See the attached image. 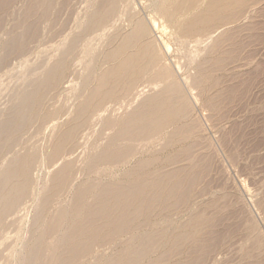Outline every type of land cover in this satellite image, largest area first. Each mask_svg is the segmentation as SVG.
<instances>
[{"label":"rangeland","instance_id":"374dc122","mask_svg":"<svg viewBox=\"0 0 264 264\" xmlns=\"http://www.w3.org/2000/svg\"><path fill=\"white\" fill-rule=\"evenodd\" d=\"M208 1L199 0L190 9L184 8V0H127L128 9L121 8L118 18L89 32L93 14L106 0H0V126L17 96L41 81L64 52L71 51L67 60L72 62L49 87L35 117L18 135L17 147L7 152L8 159L27 149L37 154L23 235L16 241L14 258L9 255L10 264H16V253L31 234L48 244L32 247L38 254L51 250L60 240L54 264H111L112 256L136 249L148 237L155 239L154 246L144 251L139 264H264V0H242L237 10L217 17L219 22L210 29L187 34L186 25L206 9ZM131 14L147 23L156 40L159 65L176 80L188 106L150 143L136 142L134 154L114 164H99L90 172L100 153L112 149L116 134L130 138L125 132L131 124L123 121L138 102L127 110L130 100L119 95L109 101L108 111L81 129L75 143L63 144L60 156L51 161L57 127L73 116L89 89L95 87L97 76L113 63L104 59L112 48L105 44L106 39L130 32ZM219 26L222 28L209 39V33ZM85 49L92 53L77 65L75 60ZM126 49L132 52L135 48L129 45ZM90 62L93 71L86 80L85 65ZM63 106L67 110L57 122L45 120L46 112ZM66 163H73L74 179L46 203L41 228L31 233L36 206L45 192L47 197L54 193L52 178ZM144 178L149 185L159 183L148 186L145 195L173 194L131 222L130 192H137L131 182ZM93 182L119 194L117 199L107 197L113 210L95 222L90 219V204L97 191L89 190L88 207L79 218L74 214L79 205L77 186ZM62 207L63 216L49 225L52 214ZM107 223L122 229L94 239ZM192 223L200 224L194 237L190 235ZM179 234L180 238L175 237Z\"/></svg>","mask_w":264,"mask_h":264},{"label":"bare ground","instance_id":"6f19581e","mask_svg":"<svg viewBox=\"0 0 264 264\" xmlns=\"http://www.w3.org/2000/svg\"><path fill=\"white\" fill-rule=\"evenodd\" d=\"M198 1L199 0H184L183 6L184 8H195ZM241 3L242 0H209L206 9L188 22L185 32L187 34H192V32L195 31H204L206 27H213L214 24L219 22L217 17H223L222 15L227 11L237 10V7H239ZM128 5L129 3H127V0H106V5L93 14L88 31L95 32L98 31V29L106 27V25L112 22L116 17H119L120 9L124 8L126 10L128 9ZM132 21L133 29L130 32L123 35L114 33L106 39L105 44L112 45V48L104 54V59L107 60V62L111 61L113 63L102 70L99 76H97L96 81L94 79L96 82L95 87L89 89L87 97L81 105L75 108L73 116L64 126L57 127L56 133L52 139V151L49 155L51 161L60 156L63 144L67 142L75 143L76 137L81 129L89 125L95 117H101L103 115L102 113L108 111L109 101L119 95L122 96V98L130 100V104L127 103V110L131 103L135 104L138 102L137 105L132 108L130 115L123 121L126 124H131L126 132L123 131L126 135L128 134L130 138L126 139L123 138L120 133L116 134L112 138V149L100 153L97 161L91 164L90 172H95L99 164H114L134 154L137 151L135 146L136 142H142L144 144L150 143L157 134L183 115L188 106L187 99L182 95L180 86H176V80L171 75L167 74L165 68L160 67L159 56L156 51V40L151 36L147 23L136 14L132 15ZM220 28H222V26L217 27L209 33L208 38L210 39ZM75 44L76 39L72 41L71 45L74 46ZM129 45L135 48L134 51H127L126 47ZM167 48L168 47H165L166 50ZM70 52L69 50L64 52L63 57L52 69L45 73L41 81L35 83L31 88L28 86L29 89H26L23 94L17 96L16 104L12 108L11 113L0 126V159L4 158L0 168V264H10L9 255L14 253V247L20 234L23 235L22 232L24 230L23 226L26 216L25 211L29 200L28 198L31 196L32 191L31 185L33 179L31 171L37 159V154L33 149L29 151L27 149V151L21 155L15 154L9 157V159L7 152L16 146L18 135L35 117L36 111L42 104L43 97L48 92L49 87H51L54 82L61 79L65 70L68 71L69 66L72 64L71 61L67 60V56ZM90 53H92V50L85 49L82 55L76 58V64L80 65L82 63V58L88 56ZM85 68L86 71L84 72V76L87 80L93 71L91 62L87 63ZM149 72L153 73L151 78L147 77ZM148 80L150 82H147ZM193 84L195 85L196 82L194 81ZM66 110L67 106L59 107L55 110L46 112L44 118L48 120V122H54L59 119ZM121 138H123V142L120 141ZM121 150H125L124 155L118 154ZM140 165L144 166L145 163L143 162L139 164V166ZM73 169V163H66L54 174L52 178L54 193L48 195V197L47 192L42 195L43 198L41 197L42 199H40L37 204L30 220L29 226L31 233L36 227L41 228L40 224L43 221L41 220V215L46 203L51 199H55L67 186H69L72 179H74ZM157 184L149 185V182L148 184L146 183L145 178L131 182V186H134L133 188H136L137 191L135 192L133 190L130 192L132 196V202L130 204L131 222L144 214L145 209L148 210L154 204L160 205L159 201L164 199L163 197L169 198L173 194V192H155L152 195H145L148 186H155ZM89 190L99 193L97 195L98 197L95 196L96 194L92 197L90 196L91 198L94 197V200H92L90 204L92 205L90 209L91 221L95 222L97 217L99 220L104 217L106 218L110 215L114 207V204L107 197L110 196L112 199H117L119 194L117 192H108L109 189L105 186H100V184L98 185L96 182L88 186L82 183L77 186L75 192H77L79 205L74 208L75 217L79 218L80 214L83 212L82 209H85L86 206L88 207L85 201L87 197L86 193L89 192ZM126 190H128V188H126ZM97 198L99 202L96 204ZM35 200L37 199L35 198ZM80 201H83V207H80ZM64 211V207L56 209L49 219L48 224L54 225L61 216H63ZM128 217L129 215L127 212L126 219H128ZM115 222L117 223V219ZM126 222H128V220ZM192 225L193 230L190 235L194 237L200 230V224H190V226ZM119 229L122 228H119L118 225H114L113 227L112 224H109L104 231L99 232L98 235L94 234L93 236H95L94 239H101L99 236L108 237L112 232ZM96 230L97 229H95L94 232H96ZM175 237L180 238L181 236L179 234ZM63 240L64 239L61 241ZM59 241L60 240H57L56 243L52 245L53 247L51 250L38 254L35 253L32 247H42L43 245L46 247L48 244L40 236L34 237L31 234L30 240L26 242L25 247L20 250L19 254L16 253L18 259L15 263L54 264V258L58 250V244L60 243ZM146 241L148 242L146 243ZM154 241V238L148 237L141 246L132 251H124L116 256H112L108 263L139 264L144 251L153 247ZM30 245L32 246L28 249ZM86 250L87 247H84L83 251ZM74 253L76 255L78 252L76 251ZM14 255L15 254H13V258ZM12 261H14V259Z\"/></svg>","mask_w":264,"mask_h":264}]
</instances>
